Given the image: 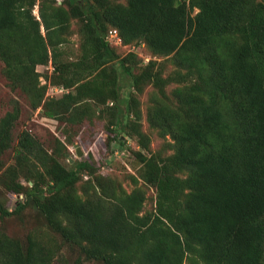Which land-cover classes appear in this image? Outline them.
Listing matches in <instances>:
<instances>
[{"label": "trees", "instance_id": "trees-1", "mask_svg": "<svg viewBox=\"0 0 264 264\" xmlns=\"http://www.w3.org/2000/svg\"><path fill=\"white\" fill-rule=\"evenodd\" d=\"M74 20L81 53L64 61ZM112 30L120 45L143 42L170 57L180 85L175 105L164 90L172 80L156 61L137 69L135 53L120 58L107 40ZM0 58L11 88L47 118L83 124L112 102L109 124L123 128L113 138L121 146L137 135L147 148L132 92L152 84L160 96L149 123L174 148L165 158L136 152L140 179L156 189V209L144 214L147 193L137 177L129 192L90 159L68 168L61 161L67 145L58 139L50 152L23 131L15 162L5 167L16 104L0 120V184L15 200L14 212L0 202L2 216L32 205L53 234L97 264H264V0H0ZM50 62L51 85L67 91L46 99L37 67ZM126 114L133 122L124 127ZM59 250L51 233L31 231L27 245L0 233V264H55Z\"/></svg>", "mask_w": 264, "mask_h": 264}, {"label": "rangeland", "instance_id": "rangeland-1", "mask_svg": "<svg viewBox=\"0 0 264 264\" xmlns=\"http://www.w3.org/2000/svg\"><path fill=\"white\" fill-rule=\"evenodd\" d=\"M115 2L127 4V0H114ZM261 1V0H259ZM63 0H59V4ZM198 10H194L193 15H196ZM34 15L39 19V7L36 6ZM115 51L120 58L127 56L130 53H135L138 59L134 60V68H141L146 66L150 61H156L157 69L161 71L164 79L172 80L165 87V93L169 97L171 104L175 105L176 98L173 91L180 85L174 81L177 74V68L171 62L170 57L154 55L146 44L143 42H136L130 45H116ZM81 23L78 20L73 21L72 32L69 36V41L62 49V60H73L81 53ZM110 66L116 67L120 75L121 85L124 87L125 93L129 92L128 78L122 72L121 67L117 61L111 62ZM37 71L42 74L40 78L41 86H47L46 99L52 97H61L62 93H55V89H65L59 86H53L50 83V76L54 71V66L50 62L47 66H38ZM135 71V70H134ZM174 78V79H173ZM66 90V89H65ZM67 91V90H66ZM140 101L141 121L139 124V131L144 133L147 137V148L144 149L140 143V138L137 135L126 137L127 143L123 146L118 141L113 140L115 134L124 133L122 127L112 126L109 124L110 115L109 107L112 102H108L105 106H98L99 110L105 109L104 114H97L94 119L86 121L83 124H70L64 120L50 119L44 116L42 107L33 109L25 94L20 91H14L10 86V81L5 74V63L0 58V120L6 116L8 112L13 111L17 104L20 108V115L13 128L14 143L13 147L8 150L2 162L5 167L15 162V147L18 144V138L23 131H28L30 134L41 142L51 152L55 139L67 145V152L61 161L64 166L70 168L80 160L90 159L98 169V173L104 176L114 178L119 181L127 191L131 192L134 189L131 177H137L141 186L147 193V201L143 213H151L156 209V189L145 184L140 179L142 165L136 156V152H142L148 156H156L157 158H165L173 155L174 148L173 141L170 137H164L159 130L152 127L148 120V111L153 105L154 96L159 95V90L152 84H148L142 93H136ZM95 105V103L93 102ZM97 106V105H95ZM111 113V111H109ZM131 120V121H130ZM133 116L124 117V127L131 124ZM126 124V125H125ZM135 126H137L135 124ZM136 128V127H135ZM128 132V129H126ZM126 136V134H125ZM112 140V142H111ZM145 140V139H144ZM81 149L83 155L78 156L77 150ZM1 175V171H0ZM87 178L80 181L83 184ZM24 181V180H23ZM32 184V182L30 183ZM7 192L0 184V202L14 212V201L10 200ZM9 199V200H8ZM16 199V198H14ZM31 231H42L45 234L51 233L55 239V246L60 250L55 258V264H97L95 262L86 261L80 250L64 242L61 236L53 234L49 229L47 222L43 215L32 205H29L25 210L19 214L10 217H4L0 213V233L20 240L24 245L28 244V235ZM82 259V261H80Z\"/></svg>", "mask_w": 264, "mask_h": 264}, {"label": "built area", "instance_id": "built-area-1", "mask_svg": "<svg viewBox=\"0 0 264 264\" xmlns=\"http://www.w3.org/2000/svg\"><path fill=\"white\" fill-rule=\"evenodd\" d=\"M107 40L113 41V42H115L117 44H121L122 43V38L120 37V35H119V33H118L117 30L110 31L109 34L107 35ZM54 91H55V93H58V92L64 93V92H66L65 89H60L59 90L57 88ZM14 198H16V199H18V198L22 199L23 196H19V197L18 196H14Z\"/></svg>", "mask_w": 264, "mask_h": 264}, {"label": "water", "instance_id": "water-1", "mask_svg": "<svg viewBox=\"0 0 264 264\" xmlns=\"http://www.w3.org/2000/svg\"><path fill=\"white\" fill-rule=\"evenodd\" d=\"M77 154H78L79 157H81L83 155V152H82V150L80 148L77 150Z\"/></svg>", "mask_w": 264, "mask_h": 264}]
</instances>
